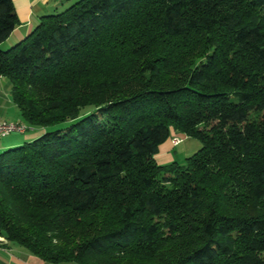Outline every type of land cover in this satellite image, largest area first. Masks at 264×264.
<instances>
[{"label":"trees","instance_id":"trees-1","mask_svg":"<svg viewBox=\"0 0 264 264\" xmlns=\"http://www.w3.org/2000/svg\"><path fill=\"white\" fill-rule=\"evenodd\" d=\"M18 23L0 0V43ZM0 76L44 130L0 152L6 242L45 264H264V0H65L0 47ZM171 131L200 146L159 164Z\"/></svg>","mask_w":264,"mask_h":264},{"label":"crops","instance_id":"crops-1","mask_svg":"<svg viewBox=\"0 0 264 264\" xmlns=\"http://www.w3.org/2000/svg\"><path fill=\"white\" fill-rule=\"evenodd\" d=\"M15 12L17 14L19 23L10 33V35L0 43L1 48H8L24 38L33 27L39 22L44 15L60 11L65 3V0H12ZM0 118L8 121L21 122L19 109L11 97V83L5 76H0ZM30 133L21 137L20 142H14L11 139H0V151L6 148L14 147L21 144L22 141L32 140L39 136L44 130L42 128H29ZM173 133V134H172ZM178 133L171 131L172 136L167 138L158 147V152L155 154V160L159 164H166L176 161L172 153L174 147L171 143V138ZM3 138V137H0ZM192 138V137H189ZM195 139V138H193ZM183 140L188 141V136ZM195 139L193 143L186 145V149H191L193 146H200V142ZM180 144V143H179ZM178 146V145H177ZM187 150V151H188ZM0 264H45L42 259L29 253L23 247L13 243H8L0 236Z\"/></svg>","mask_w":264,"mask_h":264},{"label":"rangeland","instance_id":"rangeland-1","mask_svg":"<svg viewBox=\"0 0 264 264\" xmlns=\"http://www.w3.org/2000/svg\"><path fill=\"white\" fill-rule=\"evenodd\" d=\"M6 48V47H5ZM83 111H85V110H83ZM82 111V112H83ZM22 123H24V122H22ZM26 124V123H25ZM28 126V125H27ZM29 127V126H28ZM56 126H54V127H51V128H55ZM30 128V127H29ZM32 130H27L26 132H24V133H30ZM24 135H26V134H20L19 132H13V133H11V134H9V135H7V136H5V137H3V138H0L1 140H4V139H11V140H13L14 142H20V140H21V137L23 138L24 137ZM187 137V136H186ZM25 141H27V140H25L24 139V141H22L21 142V144H23V142H25ZM195 141V139H193V138H189L188 137V141L186 142V140H182V142L180 143V144H178V146L176 145V147H174V149H173V151H172V153H174L175 154V156H174V158H175V160L177 161V162H179L180 164H182V163H184V158L186 157V156H189L190 154H192L196 149H197V147L196 146H193L191 149H186V145H188L189 144V142L190 143H193ZM197 141V140H196ZM7 149V148H6ZM188 150V151H187ZM0 152H2V151H0ZM3 238V237H2Z\"/></svg>","mask_w":264,"mask_h":264},{"label":"built area","instance_id":"built-area-1","mask_svg":"<svg viewBox=\"0 0 264 264\" xmlns=\"http://www.w3.org/2000/svg\"><path fill=\"white\" fill-rule=\"evenodd\" d=\"M28 129H24L21 126H12L10 121L0 118V137H5L13 132L24 133ZM184 137L180 135H175L171 138V143L173 146L178 145L182 142Z\"/></svg>","mask_w":264,"mask_h":264},{"label":"bare ground","instance_id":"bare-ground-1","mask_svg":"<svg viewBox=\"0 0 264 264\" xmlns=\"http://www.w3.org/2000/svg\"><path fill=\"white\" fill-rule=\"evenodd\" d=\"M10 125H12V126H21L24 129H29V127L25 123L18 122V121H10Z\"/></svg>","mask_w":264,"mask_h":264}]
</instances>
